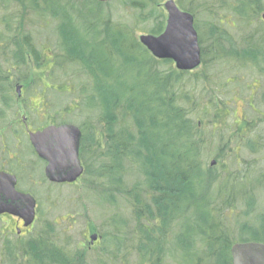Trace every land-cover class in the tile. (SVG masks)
<instances>
[{
	"label": "trees",
	"instance_id": "obj_1",
	"mask_svg": "<svg viewBox=\"0 0 264 264\" xmlns=\"http://www.w3.org/2000/svg\"><path fill=\"white\" fill-rule=\"evenodd\" d=\"M175 1L195 17L196 29L200 12L211 16L214 59L208 61L206 40L199 36L200 75L155 59L136 38L137 32L163 33L162 0H0L3 42L16 46L13 66L27 69L30 55L36 66L46 67L39 79L47 81L45 97L50 92L69 100L57 109L50 94L43 107L56 123L81 128L83 194L102 219L92 228L100 249L77 252L67 228L42 219L40 210L24 240L0 228V264H233L235 244H264V168L253 158L264 157V129L257 125L264 116L249 107L260 122L238 121L233 100L240 96L224 92L231 78L209 73V63H218L220 72L238 65L264 74V0L224 2L236 24L228 28L250 29L238 38L224 28L212 0ZM117 3L127 10L115 19L105 9ZM47 24L65 37L49 48L51 67L33 38ZM23 28L26 50L16 39ZM223 42L233 51H215ZM4 53L0 49V63L6 64L10 53ZM7 73L0 67L1 112L8 125L19 108L1 81Z\"/></svg>",
	"mask_w": 264,
	"mask_h": 264
},
{
	"label": "rangeland",
	"instance_id": "obj_2",
	"mask_svg": "<svg viewBox=\"0 0 264 264\" xmlns=\"http://www.w3.org/2000/svg\"><path fill=\"white\" fill-rule=\"evenodd\" d=\"M168 0H162L161 4L163 5ZM213 4L212 7L214 10L217 8H221L220 15L221 19H224V28L233 35L235 38L240 37V31L244 34H246L250 29L247 30H230L228 27L234 28L235 22L231 19L233 18L231 15L232 12L224 11L223 7H225L227 4L225 1L230 0H212ZM121 3L124 2V0H120ZM120 5L117 3L113 5L112 9L108 7L105 13L112 15L115 19L118 14L125 15L126 14V8L123 5ZM198 6V5H196ZM110 8V9H109ZM95 10V9H94ZM13 8H11L8 13L14 12ZM75 11H81V4L75 8ZM108 11V12H106ZM4 11L0 10V49L4 44H7V42H3L5 40V31L3 22H2V16ZM229 12V13H228ZM166 15V13H165ZM263 14H261L260 19L264 21ZM198 16L200 19H198L197 22V33L198 36H200L203 40H206L204 43V47L208 48L207 51V59L209 62H211V59H214L212 57L213 55V47L211 46L210 36H211V30L209 26L210 21V15H206V13H199ZM81 23V21H80ZM215 23V22H214ZM216 25V24H215ZM44 30H41V32H37L34 34L33 38L36 41L37 46L45 48V56L46 58V64L47 66L51 67L52 65V54L49 51V48H54L55 43L57 42H63L65 39L62 32L55 27V24H47L44 25ZM14 29H12L10 36H14L16 33L15 30V24ZM27 30V29H26ZM68 30V29H66ZM226 31V32H227ZM15 32V33H14ZM23 34H25L24 28L17 33L16 39L19 42V45L22 46L24 50H26V47L22 43L23 41ZM141 35H148L146 32H137L136 38L139 39ZM3 37V39H2ZM8 38V37H7ZM14 39V38H13ZM11 39L10 41H12ZM215 51L221 53H230L232 52V48L230 45H226V43H222V45H219L215 47ZM43 55V52H42ZM29 61V66L26 67L27 69L22 70L19 67L13 68L12 59L9 60L6 64L0 63V67L3 68L5 73L9 70H12V73H15V78L20 77L22 80H20L17 83H5V86L8 90H10V94L13 96L15 102L19 101L18 108H19V115H17L20 123H22L23 117H28L29 121V127L30 130H33L37 127H42L45 124H48V114L45 111V108L43 107V104L45 103V100L50 96V92L48 94V97H45L44 93H46V84L47 81L44 79L43 81L39 80L40 78L44 77V72L46 71L45 66H36V63H34V60L31 59L30 55H26ZM217 60V59H216ZM214 61V60H213ZM218 63H209V65L212 67L210 69V74L213 76H216V73L219 76L225 75V77H229L231 79L227 78V83H229L230 86H226L224 88V92L226 95H229L230 93L236 92V95H239L240 97L236 96L233 100L234 102V110L233 115L238 121H242L243 119H247L246 121H250L255 123H259L262 116H264V103H263V95H264V74L262 72L260 73V70L257 68H246V67H240L232 65H226L227 69L225 71H219V68L217 66ZM225 64V63H224ZM204 71V67L200 66V68L192 73L196 75H200ZM218 71V72H217ZM8 75V74H6ZM27 76V77H26ZM224 77V78H225ZM46 78V77H45ZM47 79V78H46ZM82 79V78H81ZM126 81L129 83L132 82V79L127 78ZM42 84L45 86V89H43ZM21 86V92H20V98L16 94L17 87ZM199 90H201V86H196ZM207 88L213 90V86H207ZM58 90V89H56ZM45 91V92H44ZM211 93V92H210ZM55 94V93H54ZM50 96L51 98V104L55 106V108H61L64 105H67V99H61L60 96L57 95ZM61 106V107H56ZM2 107V105H0ZM251 107L258 112L261 113L260 115H257V113L251 112ZM74 106H70L69 109H73ZM39 110V111H37ZM45 113V114H44ZM49 117L52 118L50 115ZM82 119V116H81ZM263 119V117H262ZM253 120V121H252ZM12 121V120H10ZM33 125V126H32ZM260 125L259 129H264V124H257ZM35 127V128H34ZM13 131H19L20 137L19 140L21 141L20 144L16 143V139L12 137ZM5 137H6V148L10 149L12 151H16L19 153L23 159V162L29 166V164H32V172L34 175H30V172L25 171H18V175L20 176L21 180L18 184L17 189L22 192L30 193L32 194L38 203V214L37 218L39 216V211L42 210V219H49L54 220L56 219L57 222L60 225H63L67 228V231L71 235V247L72 250H75L77 252H85L90 251L91 248L93 249H100V244L94 242L91 244L90 237L96 233L92 231V228L98 229L100 227V223L102 221L101 219V210L97 206H92L89 204L88 200L84 197L83 189H84V183L80 181L73 187L69 186H58V185H52L50 184L46 179L44 175V167L40 165L35 155L31 152H27L25 150V147H29L28 138H27V131L23 128H13L5 127L4 129ZM264 133V130L261 131ZM87 134H89V130H87ZM17 148V150H16ZM216 150H212V153L215 154ZM248 159H256V165L258 167L264 168V157L259 156L257 158L247 156ZM213 160V159H211ZM37 162V163H36ZM254 184V182H253ZM262 191V188H260L257 193L259 194ZM264 191V188H263ZM264 195V194H263ZM90 198V197H89ZM94 204V203H93ZM55 205V206H54ZM261 208H264V199H262L260 203ZM67 217V218H66ZM0 228L1 230L6 234L7 232H10L13 235L17 234V228L21 229V234H18L20 237V240H24L29 232H32L35 228V224L33 227H30L29 229H25L23 227V222L19 220L16 217H11L9 215L2 216L0 218ZM92 231V232H91ZM91 232V233H90ZM14 238V237H12Z\"/></svg>",
	"mask_w": 264,
	"mask_h": 264
},
{
	"label": "water",
	"instance_id": "obj_3",
	"mask_svg": "<svg viewBox=\"0 0 264 264\" xmlns=\"http://www.w3.org/2000/svg\"><path fill=\"white\" fill-rule=\"evenodd\" d=\"M109 3L113 0H95ZM166 26L160 35H141L140 44L157 60H169L181 72H192L202 65V51L195 28L194 16L180 9L176 1L163 4ZM264 19V16H263ZM20 95L21 86L17 88ZM30 142L45 162V176L55 184H74L84 174L85 168L79 159L82 131L74 124L52 126L29 133ZM213 160L211 165L214 166ZM17 178L0 172V216L10 215L23 221L24 228L35 224L37 201L31 195L17 190ZM98 235L90 237L91 244ZM233 264H264V244L256 242L237 243L231 250Z\"/></svg>",
	"mask_w": 264,
	"mask_h": 264
},
{
	"label": "flooded vegetation",
	"instance_id": "obj_4",
	"mask_svg": "<svg viewBox=\"0 0 264 264\" xmlns=\"http://www.w3.org/2000/svg\"><path fill=\"white\" fill-rule=\"evenodd\" d=\"M14 48L16 49V46L14 44H4L1 47V50H4V52H6V54L7 53H10L7 57H4V58H8V60L10 58H12V54L13 53H11V52H13L12 50H14ZM4 54H3V56H4ZM6 54H5V56H6ZM8 60H4V61H8ZM12 64H13V60H12ZM13 68L16 69V67H13ZM199 68H197L196 70H198ZM196 70H194V71H196ZM11 71L12 70H9L8 73H7L8 75H6V76L4 75L3 77H1V81L2 82H4V83H6V82H8V83L13 82L15 84V83L19 82L20 80H22L20 77L15 78V73H12ZM1 92L2 91H1V88H0V105L3 104L2 101H1V96H2ZM16 94L20 98V96H19V94H18L17 91H16ZM15 103H16V106H18L19 101L18 102L16 101ZM2 108L3 107H0V172H4V173L10 174V175H14L17 178V186H16V188H17L18 187V184H19V182L21 180L20 176L18 175L17 170L18 171H25L27 173L30 172L31 174H33V172H32L33 168L31 167L32 164H29V166H27L23 162V159H22V157H21V155L19 153H17L16 151H12V150L6 148L7 146H6V137H5L4 129H5V127H7V124H5V122H6V116H5V114H3L1 112V111H4V110H2ZM46 109H45V111H47ZM52 118L48 116V120H49L48 121L49 122L48 124H45L42 127H37V128L34 127L35 129H33V130H30V127H29V124H28L29 123L28 117H23L22 118V123H20V121L17 120L18 118L14 117L13 118L14 120L10 121L9 124H8V126L10 128L11 127H13V128L14 127L15 128H18V127L19 128H23L24 127L26 129L29 147L26 146L25 147V150H27V152H30V150H32L31 152L35 155V157L37 158V160L40 163V165H42L44 167V175H45V168L47 166V162H45L44 160L40 159L38 157V155L36 154V152H35L32 144L30 142L29 133L30 132H38V131L44 130L45 128L52 127V126H62V125H66V124H73V123H56L55 120H52ZM78 128L81 131V128L80 127H78ZM11 135H12V137H14L16 139V143H18V144L21 143V141L19 140V137L21 135L19 131H13V133ZM16 150H17V148H16ZM79 159L81 161V140H80V148H79ZM45 178H46V176H45ZM80 181H81V178H79V180L76 183H74V184H55V183H51V182H50V184H52V185H58V186H74L77 183H79ZM20 192H22V191H20ZM24 193H26V192H24ZM5 215H2V216H5ZM2 216H0V218ZM17 232H18V234H21V229L20 228H17Z\"/></svg>",
	"mask_w": 264,
	"mask_h": 264
}]
</instances>
